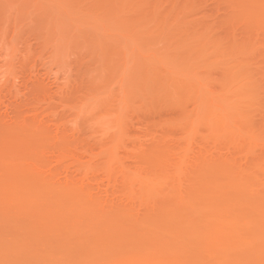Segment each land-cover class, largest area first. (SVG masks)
I'll return each instance as SVG.
<instances>
[{
  "label": "rangeland",
  "instance_id": "1",
  "mask_svg": "<svg viewBox=\"0 0 264 264\" xmlns=\"http://www.w3.org/2000/svg\"><path fill=\"white\" fill-rule=\"evenodd\" d=\"M0 264H264V0H0Z\"/></svg>",
  "mask_w": 264,
  "mask_h": 264
}]
</instances>
